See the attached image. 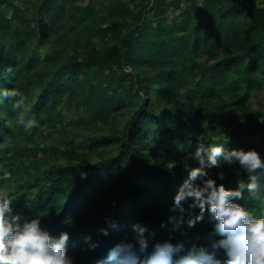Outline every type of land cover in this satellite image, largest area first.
I'll return each instance as SVG.
<instances>
[{
	"label": "trees",
	"instance_id": "obj_1",
	"mask_svg": "<svg viewBox=\"0 0 264 264\" xmlns=\"http://www.w3.org/2000/svg\"><path fill=\"white\" fill-rule=\"evenodd\" d=\"M184 1L0 0V90L21 92L25 121L36 122L18 124L13 100L0 96V191L22 222L39 217L52 236L68 233L72 264H116L110 249L140 228L154 234L149 251L164 241L207 247L208 216L189 228L192 201L173 211L199 166L198 142L264 161V109L252 99L264 91V6L190 0L173 16ZM228 166L208 170L217 185L248 182ZM244 195L235 202L264 214ZM181 215L174 231L170 217Z\"/></svg>",
	"mask_w": 264,
	"mask_h": 264
},
{
	"label": "clouds",
	"instance_id": "obj_2",
	"mask_svg": "<svg viewBox=\"0 0 264 264\" xmlns=\"http://www.w3.org/2000/svg\"><path fill=\"white\" fill-rule=\"evenodd\" d=\"M0 96L13 100L18 124L35 126L34 120L25 121L30 108L21 92L4 89L0 90ZM193 158L199 166L190 169L180 185L173 211L179 209L184 213L183 202L192 201L187 209L189 228L207 215L214 225L213 233L207 238L209 245H193L185 250L183 244L164 241L155 243L149 251L150 237L154 234L145 235L146 229L140 228L134 241L119 243L110 249L109 260L116 264H264V214L257 215L235 202L244 200L247 192L250 200L264 204V161L259 153L254 149L228 150L224 143L198 142ZM225 163H238L249 174L248 182L238 181L236 189L217 185L208 170L221 168ZM217 178L223 180L224 173H217ZM14 199L0 191V264H72L66 254L68 233L52 236L41 228L39 217L22 222L20 214H13ZM195 209L199 211L193 215ZM170 221L174 231L185 223L183 215L170 217ZM220 251L224 253L223 259L218 256Z\"/></svg>",
	"mask_w": 264,
	"mask_h": 264
},
{
	"label": "rangeland",
	"instance_id": "obj_3",
	"mask_svg": "<svg viewBox=\"0 0 264 264\" xmlns=\"http://www.w3.org/2000/svg\"><path fill=\"white\" fill-rule=\"evenodd\" d=\"M22 1H23L22 7L25 8L27 1H35V0H22ZM90 1L92 2L94 0H77V3L79 5H82V6H87V5H89ZM237 1H239L241 4L245 3L247 5L246 8H245L246 11L249 10L248 6L250 5V1H245L244 3H243V0H237ZM258 2L260 3L259 5L264 6V1L263 0H258L257 3ZM190 5H191V1L190 0L184 1L182 6L176 8V9H172L171 13H172L173 16L181 18L183 16L182 13L186 12L187 9H188V6H190ZM252 99H253V102L257 104L258 109H264V91H260V92L255 93ZM228 168L232 170V169H234V166L233 165H229ZM222 172L225 175V174H227L229 172V170L228 169H223ZM106 198L107 199L108 198H114V193L108 194V196H106Z\"/></svg>",
	"mask_w": 264,
	"mask_h": 264
}]
</instances>
